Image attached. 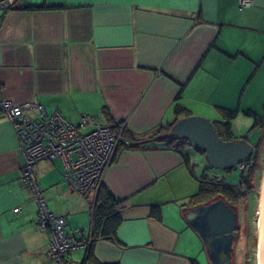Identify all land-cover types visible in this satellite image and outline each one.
<instances>
[{"label":"crops","instance_id":"1","mask_svg":"<svg viewBox=\"0 0 264 264\" xmlns=\"http://www.w3.org/2000/svg\"><path fill=\"white\" fill-rule=\"evenodd\" d=\"M44 3L63 7H20ZM164 72L186 82L181 99L192 114L216 120L221 107L264 116V102L258 112L245 98L251 82L264 94V0H15L0 10V102L42 103L75 124L83 114L108 123V111L147 137L172 117L179 91ZM34 170L47 209L63 215L77 238L89 237L95 193L68 186L59 156ZM21 175L17 138L0 111V264H58L47 255L50 234L36 225L38 206ZM103 181L124 199V218L114 238L94 242L99 261L204 264L205 245L183 205L198 181L178 151L124 149ZM153 204L161 219L150 215ZM62 262L94 264L82 248Z\"/></svg>","mask_w":264,"mask_h":264},{"label":"built area","instance_id":"2","mask_svg":"<svg viewBox=\"0 0 264 264\" xmlns=\"http://www.w3.org/2000/svg\"><path fill=\"white\" fill-rule=\"evenodd\" d=\"M250 4L251 0H240L241 6ZM11 5L12 0H0V10H6ZM0 107L12 123L22 155L21 180L31 190L38 206L36 225L50 234L47 255L58 264H64L62 257L66 253L87 248L91 240L77 238L65 228L66 218L63 215L47 209L36 180L35 165L42 159L61 157L66 183L87 197L96 192L103 179L120 135L115 133L112 124L99 122L91 115L83 114L80 123L75 124L57 109L48 112L42 103L24 101L15 104L9 99H2ZM244 169L245 164L241 163L239 172ZM14 210H19V207Z\"/></svg>","mask_w":264,"mask_h":264},{"label":"trees","instance_id":"3","mask_svg":"<svg viewBox=\"0 0 264 264\" xmlns=\"http://www.w3.org/2000/svg\"><path fill=\"white\" fill-rule=\"evenodd\" d=\"M15 6V0H12L11 7ZM20 7L26 8H60L63 5H25L21 4ZM165 75L171 77L174 81L179 84V91L175 96L172 117L164 124L156 128L147 137H137L123 121H114L108 111H105L108 123L113 125V130L115 133L120 135V140L116 146L113 157L110 163L115 159L117 154L124 149H159V148H171L178 151L184 160V164L194 175L198 181L197 190L190 195L189 200L186 204L187 207L194 206L200 203L208 202L214 198L222 197L230 205H234L232 200H238L245 193L243 190L249 191L250 184V169L253 170L255 165V160L257 158L258 146L261 144L263 139V131L258 142L255 144L254 152L243 159L240 163L233 166L232 168H237L240 171V164H245V169L239 172V179L236 184H230L226 181L225 175L222 169H216L211 166H207L201 175H196L194 171V162H192L191 153L188 148L194 147L193 141L187 138L175 139L169 135L173 124L181 117L192 114V111L182 102L181 93L186 82H182L175 79L172 75L164 72ZM107 110V109H106ZM219 113L221 115L220 119L213 120V124L219 134L223 139H232V120L238 115V109H227L219 107ZM248 116L253 118L252 128L264 127V116L259 115L256 112L246 109L243 110ZM195 148V147H194ZM200 150V149H196ZM201 151V150H200ZM202 152V151H201ZM203 153V152H202ZM204 154V153H203ZM248 167V170L246 169ZM226 169L225 171H229ZM244 188V189H243ZM216 194V196H215ZM224 195V196H223ZM214 196V197H213ZM124 199L116 197L109 187L104 183L103 179L100 181L96 188L95 198L92 202L91 207V226L90 235L85 239H90L91 242L85 248L86 258L90 259L94 264H120L118 261L105 262L99 261L93 253L94 242L99 238H114L116 231L123 221L122 210L120 209V204ZM38 213V210H37ZM150 215L157 219H161L162 209L160 204H153L150 206ZM37 218V215H36ZM66 228V225H65Z\"/></svg>","mask_w":264,"mask_h":264},{"label":"water","instance_id":"4","mask_svg":"<svg viewBox=\"0 0 264 264\" xmlns=\"http://www.w3.org/2000/svg\"><path fill=\"white\" fill-rule=\"evenodd\" d=\"M175 139L187 138L200 149L208 165L230 169L254 152L255 146L245 138L223 139L213 121L203 115L190 114L179 118L169 131ZM185 219L200 235L211 264H232L238 228V212L224 198L187 207ZM261 264H264V187L261 215Z\"/></svg>","mask_w":264,"mask_h":264},{"label":"rangeland","instance_id":"5","mask_svg":"<svg viewBox=\"0 0 264 264\" xmlns=\"http://www.w3.org/2000/svg\"><path fill=\"white\" fill-rule=\"evenodd\" d=\"M260 81V79H259ZM255 82H251L246 91L254 88L252 97H248V92L245 98L249 99L251 104L257 107L258 112H263L262 104L264 102V94L258 97L255 93ZM264 91V84L262 85ZM200 115V114H199ZM213 121L212 117L203 115ZM234 138L243 137L251 145L255 146L258 142L264 127L252 128L253 118L246 115L243 111H239L238 115L232 120ZM192 162H194V171L196 175H201L204 169L208 166L205 155L194 147H189ZM225 179L230 184H236L239 179V170L232 168L229 171L223 170ZM249 176L250 190H243L245 193L238 200H232L233 207L238 212V228L236 230L237 238L234 242V253L232 264H259L258 262V245L260 231L258 226L259 212L261 207V198L264 185V133L261 144L258 146L257 158L253 170L250 169ZM244 189V188H243ZM44 196V195H43ZM216 196V194H215ZM224 196V195H223ZM214 197V196H213ZM204 264H211L204 248Z\"/></svg>","mask_w":264,"mask_h":264},{"label":"bare ground","instance_id":"6","mask_svg":"<svg viewBox=\"0 0 264 264\" xmlns=\"http://www.w3.org/2000/svg\"><path fill=\"white\" fill-rule=\"evenodd\" d=\"M0 111H1V107H0ZM263 187H264V185H263ZM262 194H263V191H262ZM261 215H262V198H261V207H260L259 219H258V226H259V231H260V233H259L260 238H259V245H258V253H257V256H258V262H259V264H261Z\"/></svg>","mask_w":264,"mask_h":264},{"label":"flooded vegetation","instance_id":"7","mask_svg":"<svg viewBox=\"0 0 264 264\" xmlns=\"http://www.w3.org/2000/svg\"><path fill=\"white\" fill-rule=\"evenodd\" d=\"M236 238H237V233H236ZM210 261V260H209ZM211 263V262H210Z\"/></svg>","mask_w":264,"mask_h":264}]
</instances>
